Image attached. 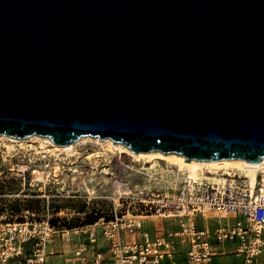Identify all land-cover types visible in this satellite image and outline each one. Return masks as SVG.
<instances>
[{
    "label": "water",
    "instance_id": "95a60500",
    "mask_svg": "<svg viewBox=\"0 0 264 264\" xmlns=\"http://www.w3.org/2000/svg\"><path fill=\"white\" fill-rule=\"evenodd\" d=\"M264 156V0H0V135Z\"/></svg>",
    "mask_w": 264,
    "mask_h": 264
},
{
    "label": "built area",
    "instance_id": "2783aa9c",
    "mask_svg": "<svg viewBox=\"0 0 264 264\" xmlns=\"http://www.w3.org/2000/svg\"><path fill=\"white\" fill-rule=\"evenodd\" d=\"M155 172L149 173L152 186L134 194L135 213L119 214L115 208L110 219L100 217L76 228L73 256L64 264H209L217 255L215 246L225 243L231 247L222 254L240 256V264H264L262 173L251 187L238 172L225 174L222 183L207 178L190 183L167 164L160 176L153 177ZM204 209L225 220L201 226ZM154 214L178 219L151 232L144 218ZM53 232L49 220L0 221V264H48L47 244Z\"/></svg>",
    "mask_w": 264,
    "mask_h": 264
},
{
    "label": "rangeland",
    "instance_id": "374dc122",
    "mask_svg": "<svg viewBox=\"0 0 264 264\" xmlns=\"http://www.w3.org/2000/svg\"><path fill=\"white\" fill-rule=\"evenodd\" d=\"M80 147L83 152H89L96 145L88 142ZM28 148L16 146L12 155H8L4 145H0V221L6 218L49 220L54 232L47 244L48 264H64L65 260L72 259L79 236L76 228L91 224L87 222L90 215L110 219L115 208L119 214L135 213V192L151 185L149 173L157 170L153 177L160 176V168L166 164L161 161L156 168H147L151 162L134 160L126 153L117 152L108 158H100L94 167L84 158L86 153L68 163L51 152L36 153V147ZM56 164L60 166L57 174L54 171ZM40 171H43L42 180L37 179ZM86 184L94 187V193L85 188ZM219 216L214 212L204 215L209 223L219 220ZM144 219L145 228L154 232L156 227L166 228L178 218L154 214ZM224 259H228L226 264L241 263L240 256L234 254H228Z\"/></svg>",
    "mask_w": 264,
    "mask_h": 264
},
{
    "label": "bare ground",
    "instance_id": "6f19581e",
    "mask_svg": "<svg viewBox=\"0 0 264 264\" xmlns=\"http://www.w3.org/2000/svg\"><path fill=\"white\" fill-rule=\"evenodd\" d=\"M0 140V145H4L8 155H12V151L16 148V146L25 149H29L28 147L31 146L32 148L36 147V153L51 152L57 157V159L61 158L68 161L69 163L75 162V157L78 159L80 154L84 155L86 153L84 158L89 163H92L94 167L100 162V158H108L112 153L117 152L126 153L134 160L151 162V166L147 168H156L158 163L160 164L161 161H164L167 165L176 167L175 174L177 176L182 175L183 178L188 179L190 183L193 181L201 182L204 178L213 180L214 183H222L226 180L225 174H233V172H238L247 177V182L251 185V187H255L258 182V175L262 173L264 176V156L259 161H248L245 158H221L205 160L194 158L188 159L184 155L173 152L165 153L161 150L135 152L128 148L125 144L114 141L110 137L100 139V137L93 135H82L77 141L64 145L55 143L46 135L38 134H33L26 138L0 135ZM35 142H37V145ZM88 142H92L94 145H96V148L89 152H83L80 146ZM54 168L55 174H57L60 166L56 164ZM22 169L25 168L22 167ZM104 169H106V167ZM43 178V171H40L37 175V179L42 180ZM105 182H108L107 178H105ZM85 188H87L91 193H94V187L86 184ZM172 212L173 211L171 210L170 214H173ZM204 215H207L205 209Z\"/></svg>",
    "mask_w": 264,
    "mask_h": 264
},
{
    "label": "crops",
    "instance_id": "0c3cea01",
    "mask_svg": "<svg viewBox=\"0 0 264 264\" xmlns=\"http://www.w3.org/2000/svg\"><path fill=\"white\" fill-rule=\"evenodd\" d=\"M201 218H203V219H201ZM199 221H200L201 226H207V225L215 224L217 222H221L220 219L219 220L214 219V220H211L209 223L208 221H206V218L204 216H199ZM230 247H231L230 243H225L222 245L215 246L214 252L217 255L214 256L213 261L209 264H226V261H228L229 258L228 259H224V258L228 257V254H222V253L228 252ZM234 256H237V255L234 254ZM230 260L232 261L233 259H230ZM216 261H218V262H216Z\"/></svg>",
    "mask_w": 264,
    "mask_h": 264
},
{
    "label": "trees",
    "instance_id": "16d2710c",
    "mask_svg": "<svg viewBox=\"0 0 264 264\" xmlns=\"http://www.w3.org/2000/svg\"><path fill=\"white\" fill-rule=\"evenodd\" d=\"M100 216H101V215H95V216L90 215V216L88 217V219H87V222H88V223H93V222L97 221V220L100 218Z\"/></svg>",
    "mask_w": 264,
    "mask_h": 264
}]
</instances>
